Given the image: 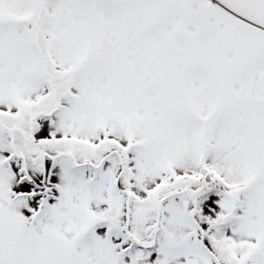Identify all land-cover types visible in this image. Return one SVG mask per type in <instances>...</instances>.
Returning <instances> with one entry per match:
<instances>
[{"label": "snow or ice", "instance_id": "snow-or-ice-1", "mask_svg": "<svg viewBox=\"0 0 264 264\" xmlns=\"http://www.w3.org/2000/svg\"><path fill=\"white\" fill-rule=\"evenodd\" d=\"M0 264H264V0H0Z\"/></svg>", "mask_w": 264, "mask_h": 264}]
</instances>
